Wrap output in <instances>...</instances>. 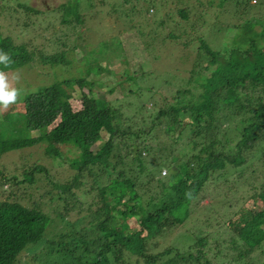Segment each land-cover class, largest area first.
<instances>
[{
    "label": "trees",
    "instance_id": "16d2710c",
    "mask_svg": "<svg viewBox=\"0 0 264 264\" xmlns=\"http://www.w3.org/2000/svg\"><path fill=\"white\" fill-rule=\"evenodd\" d=\"M116 1L128 19L140 20L136 25L141 29L150 25L147 10L156 5L153 0ZM249 1H221L232 6L229 18L234 22L223 20V27L239 29L229 46L209 43L224 7L216 8L208 23L200 2L175 8L173 22L169 8L158 6L154 13L162 9V14L151 19V33L157 28L160 33L150 37L147 47L153 40L158 46L179 41L182 54L175 62L170 54L157 55L151 64L154 71L125 74L122 82L132 85L125 93L126 103L107 99L103 90L95 95L92 79L84 76L54 80L23 94L22 126L38 132L0 136V155L55 137L58 142L47 143L44 152L59 157L57 145H72L77 150L67 160L72 172L58 181L33 164L21 170L20 179L8 178L1 170L0 177L10 187L29 185L36 180L34 173L42 172L51 186L45 193L58 205L52 209L54 215L70 230L45 241L49 214L37 200L23 204L9 191L0 200V264H14L23 249L42 242L43 254L59 256L61 264H264V48L258 43L264 14L253 17V11L264 12V0ZM18 4L31 14L40 13ZM78 5L79 0H64L53 8L60 11V24L76 27V37L83 22ZM168 24L174 30L164 35ZM216 28L219 34L221 25ZM60 45L52 53L33 52L25 43L0 34V49L13 60L5 71L31 67L34 61L41 66L63 64L76 45ZM97 50L106 59L113 54L103 43ZM175 79H184V84ZM172 82L176 87L170 91L166 86ZM74 86L79 106L71 109ZM100 131L104 137L93 150ZM163 147L178 150L179 157L168 159ZM162 166L167 171L160 174ZM89 190L92 199L85 201ZM110 203L130 205L123 211V218L135 222L128 233L116 231ZM71 211L78 215L70 223L65 215Z\"/></svg>",
    "mask_w": 264,
    "mask_h": 264
},
{
    "label": "rangeland",
    "instance_id": "374dc122",
    "mask_svg": "<svg viewBox=\"0 0 264 264\" xmlns=\"http://www.w3.org/2000/svg\"><path fill=\"white\" fill-rule=\"evenodd\" d=\"M62 1L64 0H0V34L9 36L14 43L23 42L26 44L28 50L36 52L37 49H41V51L45 53L58 51L62 48L60 45L61 43L65 44L68 48H70L72 44L76 45L74 49L67 51L66 62L63 64L41 66L34 61V65L31 67L22 66L13 69L19 70L21 73V81L16 86L22 89L23 94L32 91L36 86L45 85L54 80L84 76L92 79L91 87L95 90V95H100L103 90L106 92L105 97L107 99L111 100L116 97L119 101L121 100L126 103L129 96L125 95V93L132 85L122 82L125 74H131L133 71L138 72L141 70L144 72L149 69L154 71L155 67H153L154 65L151 66V64L157 61L154 60L157 55L159 57L161 55L165 56L170 54L172 61L175 62L180 53L182 54L179 41H176L175 44L164 42L162 45L159 44L158 46V44L154 42L155 40H153L152 47H147L150 37H157V34L160 33L158 30L159 28L156 29L155 33H151V28H154L151 19L153 20V17L157 14L158 16L162 14L160 13L162 9H159V13H154L157 12L158 6H162L165 10L169 8V12H171V22H173L177 20L174 11L175 8L200 2L202 3L201 5H203L202 7L205 13L203 17L208 23L214 20L212 12L215 11L216 8L220 9L224 7L223 9L225 12L217 15V21H221V23L216 22L212 26V31H210L212 39L209 40V43L217 46H229L236 41L239 34V29L231 26V24L223 27L226 20L228 22V19L232 21V19L229 18L232 6L229 3L220 5L222 0H153L156 5L152 9L149 8L147 10V14L150 16V25L144 26L142 28L143 30L139 25H136L140 23V20L133 19L131 21L124 15V12H120L121 7L117 5L118 3L116 0H87V3L83 2V0H79L78 13L82 17L83 22L81 23V30L76 37V27L70 29L68 26L66 27L60 24V11L53 10V8ZM249 2L254 4L256 1L253 2V0H250ZM18 3H26L39 10L40 13L34 15L24 11ZM253 14V17H256L264 14V12H258L256 14L253 11ZM115 15H117V17ZM260 17H263V15ZM223 20L225 21L223 22ZM219 25H221L222 29H220L221 31H219V34H216L214 30L216 27H219ZM252 26L255 30L257 29V26ZM173 27L174 26L171 24H168L162 30V33L165 35L169 30H174L172 29ZM98 43H103L105 46H108V48H111L113 54L110 58L106 59L104 54L100 55L98 53ZM258 43L264 48V34L261 35V40ZM98 59L99 62H96ZM92 61H94V66L92 65L88 68L87 65ZM160 64L169 66L163 60ZM170 67L173 68L171 65L169 68ZM158 68L163 69V66H158ZM104 69L108 72H105ZM181 73L184 74L182 76H186L185 68L181 70ZM168 80L170 82L172 81L170 75H168ZM183 81L184 79L179 81L176 79L174 80L178 85H183ZM174 82H172L173 85L166 86L170 91L176 87ZM185 86L187 87V85ZM78 92L79 90L74 86L72 90L74 97L70 98L68 101L71 109H76L79 106V99L76 97ZM150 102V100L146 102L147 107L150 105ZM21 112L22 103L19 101L17 104L13 105L8 112L0 113V136L13 138L31 136L38 132L25 130L23 128L20 119ZM47 129L48 127L42 128L39 133H44ZM103 137L104 133L100 131V140L92 145L91 148L93 150L100 144ZM57 142L55 137L53 139L49 137L35 142L30 146L4 152L0 155L1 173L8 178L14 175L16 179H20V172L22 169L36 164L42 166L46 174L52 179L64 181L72 172L67 166V160L73 157L77 150L69 143H61L57 145L60 152L59 157H52L44 152L47 143L56 144ZM161 151L164 156L167 155L168 159L170 156L174 158L179 157L178 150L169 151V147H163ZM166 171V167L162 166L160 167L159 173L163 174V172ZM34 177L36 180L32 184L27 185L26 183H19L18 186L11 187L9 186V181L6 182L0 177V200H3L9 191L19 196V201L23 204H29L37 200L40 209L46 211L51 217L43 231V238H45V241L47 238L56 239L59 232L70 230L69 225L65 224L63 220L59 221L57 217H55L52 209L56 208L58 205L54 199H50L48 194L45 193L51 186L46 181L43 173H34ZM102 180H104V178H102ZM92 195L93 191L89 190L85 195V201L92 199ZM201 202L203 204L205 200L203 199ZM128 206L130 205L126 203L114 206L111 203L109 204L110 213L117 224L116 231L123 232L124 234L128 233L135 224L133 218H123V211ZM198 213H201L200 210ZM77 215L78 213H73L71 211L70 214L65 215V219H68L71 223ZM45 246V243L42 242L36 246L23 249L18 254L14 264H44V262L45 264H61L62 262L59 256L55 254L45 256L43 254Z\"/></svg>",
    "mask_w": 264,
    "mask_h": 264
},
{
    "label": "clouds",
    "instance_id": "9594fccd",
    "mask_svg": "<svg viewBox=\"0 0 264 264\" xmlns=\"http://www.w3.org/2000/svg\"><path fill=\"white\" fill-rule=\"evenodd\" d=\"M12 64L10 54L0 49V113L8 112L23 96L22 89L16 86L21 81L19 70L5 71L11 69Z\"/></svg>",
    "mask_w": 264,
    "mask_h": 264
}]
</instances>
